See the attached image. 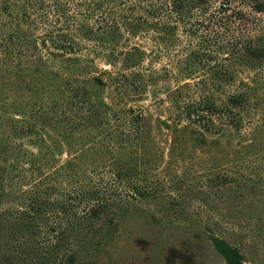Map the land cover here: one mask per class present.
<instances>
[{
    "label": "trees",
    "instance_id": "trees-1",
    "mask_svg": "<svg viewBox=\"0 0 264 264\" xmlns=\"http://www.w3.org/2000/svg\"><path fill=\"white\" fill-rule=\"evenodd\" d=\"M2 80L33 101H0V264H83L134 211L181 213L166 158L257 130L264 0H0ZM228 215L214 251L264 264V214Z\"/></svg>",
    "mask_w": 264,
    "mask_h": 264
},
{
    "label": "rangeland",
    "instance_id": "rangeland-1",
    "mask_svg": "<svg viewBox=\"0 0 264 264\" xmlns=\"http://www.w3.org/2000/svg\"><path fill=\"white\" fill-rule=\"evenodd\" d=\"M15 84L0 81L2 103L12 99L25 104L33 101ZM256 119L257 130L235 136L226 149L200 152L196 158H166V178L182 181V191L172 199L181 213L163 215L157 204L134 211L103 251L83 264H225L204 227L218 220L230 223L229 215L225 216L227 209L243 212L244 225L245 217L253 211L264 214V96L259 100ZM218 174L230 176L229 199L223 198L214 181ZM183 183L193 185L195 190H184Z\"/></svg>",
    "mask_w": 264,
    "mask_h": 264
}]
</instances>
